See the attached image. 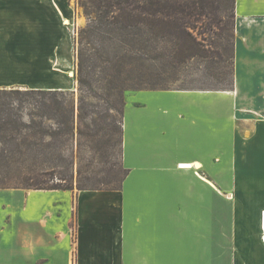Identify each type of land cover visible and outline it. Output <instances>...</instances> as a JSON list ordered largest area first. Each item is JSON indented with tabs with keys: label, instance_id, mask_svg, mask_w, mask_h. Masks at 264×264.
Instances as JSON below:
<instances>
[{
	"label": "crops",
	"instance_id": "obj_1",
	"mask_svg": "<svg viewBox=\"0 0 264 264\" xmlns=\"http://www.w3.org/2000/svg\"><path fill=\"white\" fill-rule=\"evenodd\" d=\"M235 13L234 89L126 95L121 189L0 188V264H264V0ZM76 14L0 0V88L73 89Z\"/></svg>",
	"mask_w": 264,
	"mask_h": 264
},
{
	"label": "trees",
	"instance_id": "obj_2",
	"mask_svg": "<svg viewBox=\"0 0 264 264\" xmlns=\"http://www.w3.org/2000/svg\"><path fill=\"white\" fill-rule=\"evenodd\" d=\"M235 2L76 0L77 90L0 88V188L121 189L126 93L201 65L222 87L188 89H234Z\"/></svg>",
	"mask_w": 264,
	"mask_h": 264
},
{
	"label": "rangeland",
	"instance_id": "obj_3",
	"mask_svg": "<svg viewBox=\"0 0 264 264\" xmlns=\"http://www.w3.org/2000/svg\"><path fill=\"white\" fill-rule=\"evenodd\" d=\"M76 2V0H75ZM86 22V17L81 14V11H78V14H76V20L74 23L69 25L68 29L72 34V40L73 36L76 35L77 29L84 25ZM73 53H74V46H73ZM71 60V59H70ZM69 60V61H70ZM72 62V60H71ZM74 69L70 70L68 73V77L71 81V83L74 85V90H77L78 82L76 79V59L74 54ZM162 83H164V87H168L170 89H188V88H216V87H222V83L216 82L210 79L209 76L206 75V72L204 71L203 65L200 66V69L198 71H191L190 70H184L183 72H180L179 74H166L161 77ZM24 89V88H20ZM152 90H162V89H152ZM132 91V90H131ZM129 91V92H131ZM127 92L126 95L129 93ZM86 150V149H85ZM86 153L87 150H86ZM95 166L96 161L93 160L92 155L86 154V158H83L82 167L84 170L87 169L86 165ZM78 162H75V165L72 169V172L74 174V179H77L78 176ZM88 173V172H87ZM87 173H84L83 177L85 181H91V178H94L92 176H89ZM54 175L51 176V181H60V179L57 176V172L53 173ZM88 175V176H87ZM78 183L75 181L74 188H78Z\"/></svg>",
	"mask_w": 264,
	"mask_h": 264
}]
</instances>
